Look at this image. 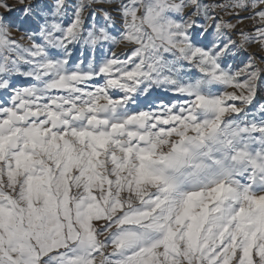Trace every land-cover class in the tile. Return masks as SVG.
Here are the masks:
<instances>
[{
	"label": "snow or ice",
	"instance_id": "6c2138e0",
	"mask_svg": "<svg viewBox=\"0 0 264 264\" xmlns=\"http://www.w3.org/2000/svg\"><path fill=\"white\" fill-rule=\"evenodd\" d=\"M0 264H264V0H0Z\"/></svg>",
	"mask_w": 264,
	"mask_h": 264
},
{
	"label": "rangeland",
	"instance_id": "374dc122",
	"mask_svg": "<svg viewBox=\"0 0 264 264\" xmlns=\"http://www.w3.org/2000/svg\"><path fill=\"white\" fill-rule=\"evenodd\" d=\"M117 51H121V49H118Z\"/></svg>",
	"mask_w": 264,
	"mask_h": 264
}]
</instances>
